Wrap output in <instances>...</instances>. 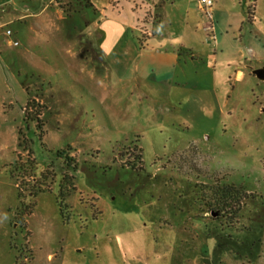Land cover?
<instances>
[{
	"label": "rangeland",
	"instance_id": "obj_1",
	"mask_svg": "<svg viewBox=\"0 0 264 264\" xmlns=\"http://www.w3.org/2000/svg\"><path fill=\"white\" fill-rule=\"evenodd\" d=\"M13 1L47 5L53 29L43 43L29 42L30 22L0 31V44L18 43L0 64V264H264V0H250V68L164 73L137 58L129 44L147 43L129 27L128 41L115 39L118 26L107 35L101 9L116 1L135 32L159 16L176 33L185 7L197 12L188 0ZM28 99L42 139L23 122ZM30 161L34 171L12 175ZM42 181L48 191L18 198L16 184L27 194ZM224 187L247 196L237 215L230 198L214 205Z\"/></svg>",
	"mask_w": 264,
	"mask_h": 264
},
{
	"label": "crops",
	"instance_id": "obj_2",
	"mask_svg": "<svg viewBox=\"0 0 264 264\" xmlns=\"http://www.w3.org/2000/svg\"><path fill=\"white\" fill-rule=\"evenodd\" d=\"M188 1L197 7L195 0ZM114 2L116 1H110L109 4L103 5L100 13L103 16L101 25L105 27L109 37L115 34V29H112V27L118 26V38L115 39L119 41L131 39L127 34V27H129V34L131 36L132 34L135 35L134 37L137 40L139 38L140 45H143L144 42L147 43L138 48L132 43L129 46L137 58L139 57V60L144 59L146 62L151 63V68H158L163 73L167 71L166 68H192L197 70L199 68L216 70V68H234V66L236 68H250V23L256 19L254 12H250V0H237L240 6L239 9H227L223 6V0H212L209 32L205 30L207 28L206 22H204L198 7L197 12H194V16H190V8L185 7V11L180 14L178 20L180 24L179 31L176 33L173 28H170L175 23L171 22L168 24L169 28L166 26L163 28L161 26L163 21L159 16L156 24L152 25L150 23L145 28H137L138 30L135 32L138 21H134L130 15L121 17L125 8H115L113 6ZM153 2L157 8H160L163 3L158 2V0H153ZM8 3L11 7L7 5L0 12V31L2 30L3 36L6 35V31H9L5 28L12 26L13 23L30 22L31 26L28 32H30L31 38L29 42L36 43L38 41V43H43V35L51 33L53 29L52 17L47 14V5L30 11V8L23 9L13 0H9ZM110 6L114 9H110ZM127 10L125 9V14H129ZM152 14L156 13L152 12ZM62 18L63 16L59 15V19L62 20ZM57 31L55 29L54 33H57ZM11 35L10 32L7 37H11ZM12 45L18 46V43L10 41L8 44H0V64L3 53L6 49L9 50L8 48ZM242 48H245L244 51L247 54ZM26 55L24 53L19 54V58L27 57ZM140 64L141 68H147L144 66L143 61ZM25 101L22 104L25 105Z\"/></svg>",
	"mask_w": 264,
	"mask_h": 264
},
{
	"label": "trees",
	"instance_id": "obj_3",
	"mask_svg": "<svg viewBox=\"0 0 264 264\" xmlns=\"http://www.w3.org/2000/svg\"><path fill=\"white\" fill-rule=\"evenodd\" d=\"M87 7H91V3L88 0H85ZM23 122L25 123V127L28 130V123H34L35 124V128L39 131V138L42 139L44 132H43V123L41 120V107H39V105L34 102V100L28 99L25 101V105L23 107ZM17 135L20 137V142H19V146L22 147L24 149V151L27 153V156H31V151L29 150V146L25 143V139L22 135L21 129H18L17 131ZM69 151V150H68ZM67 161L72 163V161L67 158ZM73 166V171L75 169L74 164ZM35 169V164L34 162H26V163H19L16 162L15 163V168L13 169L12 175L17 174L18 175H25V173L29 170L34 171ZM14 177L17 178V176L13 175ZM42 176V175H41ZM72 180L73 177L67 173H65L63 175V180H62V185L66 186L67 188H73V184H72ZM17 190H18V198H26V197H30L31 199H33L34 197H36L37 193L41 192V191H48V186L45 185V183L42 182H38L36 185L32 186L30 189L27 190V194L23 193L22 188L20 187V183L16 184ZM211 194H213V196L215 197V202L216 206H219V204L222 203V199H226V198H230L232 200L235 201L236 206L235 209L230 213V214H234L237 215V213L239 212L240 208H241V202L246 199V195L245 194H241L240 192H238V189H233L231 187H224V188H219V189H215L211 191ZM34 206V204H30L29 206V210L32 209ZM220 208L222 209V207L220 206ZM28 214L30 215V213L28 212Z\"/></svg>",
	"mask_w": 264,
	"mask_h": 264
},
{
	"label": "built area",
	"instance_id": "obj_4",
	"mask_svg": "<svg viewBox=\"0 0 264 264\" xmlns=\"http://www.w3.org/2000/svg\"><path fill=\"white\" fill-rule=\"evenodd\" d=\"M197 5L201 11H203L205 14L210 16L211 14L209 13L212 9L213 2L212 0H196ZM6 35L9 36L10 32L7 31ZM16 45V43H14Z\"/></svg>",
	"mask_w": 264,
	"mask_h": 264
},
{
	"label": "water",
	"instance_id": "obj_5",
	"mask_svg": "<svg viewBox=\"0 0 264 264\" xmlns=\"http://www.w3.org/2000/svg\"><path fill=\"white\" fill-rule=\"evenodd\" d=\"M254 74L257 75L259 78L262 77V75H261V71H260V70L255 71Z\"/></svg>",
	"mask_w": 264,
	"mask_h": 264
}]
</instances>
